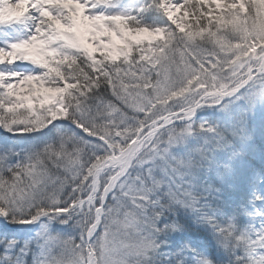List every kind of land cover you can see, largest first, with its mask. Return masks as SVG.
I'll return each mask as SVG.
<instances>
[{
    "label": "snow or ice",
    "instance_id": "snow-or-ice-1",
    "mask_svg": "<svg viewBox=\"0 0 264 264\" xmlns=\"http://www.w3.org/2000/svg\"><path fill=\"white\" fill-rule=\"evenodd\" d=\"M0 264H264V0H0Z\"/></svg>",
    "mask_w": 264,
    "mask_h": 264
}]
</instances>
